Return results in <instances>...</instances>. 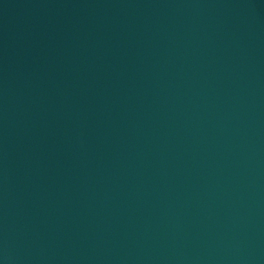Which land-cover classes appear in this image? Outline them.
Masks as SVG:
<instances>
[{
  "label": "water",
  "instance_id": "95a60500",
  "mask_svg": "<svg viewBox=\"0 0 264 264\" xmlns=\"http://www.w3.org/2000/svg\"><path fill=\"white\" fill-rule=\"evenodd\" d=\"M0 264H264V0H0Z\"/></svg>",
  "mask_w": 264,
  "mask_h": 264
}]
</instances>
